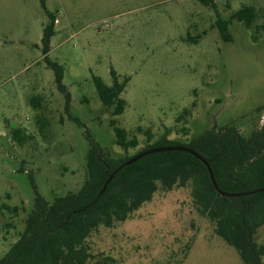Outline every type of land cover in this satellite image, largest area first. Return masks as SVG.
<instances>
[{"label":"rangeland","instance_id":"rangeland-1","mask_svg":"<svg viewBox=\"0 0 264 264\" xmlns=\"http://www.w3.org/2000/svg\"><path fill=\"white\" fill-rule=\"evenodd\" d=\"M242 6L260 12L253 25L264 22V0H0V259L33 206L29 176L48 201L81 188L84 131L122 158L161 146L163 136L188 144L207 129L232 126L248 137L261 128L264 27L229 21ZM52 61L62 66V90ZM111 70L124 84L115 116L93 82L111 85ZM113 118L135 148L117 145ZM215 228L190 185L159 189L124 221L88 236L87 264H245ZM254 240L264 245V224Z\"/></svg>","mask_w":264,"mask_h":264},{"label":"trees","instance_id":"trees-1","mask_svg":"<svg viewBox=\"0 0 264 264\" xmlns=\"http://www.w3.org/2000/svg\"><path fill=\"white\" fill-rule=\"evenodd\" d=\"M200 2L207 4V0ZM257 14L260 12L256 13L252 6H242L232 13L229 21L235 19L246 28L258 30L264 27V22L253 25ZM219 29L225 38V24ZM53 34L52 18L44 27L41 38L44 52ZM49 65L54 71L57 87L62 90V66L55 61ZM111 75V85L96 76L93 82L99 100L107 109H112L111 114L115 116L124 109V100L119 96L124 84L112 70ZM110 126L123 151L138 145L135 138L126 139L125 131L115 125L114 118L110 120ZM84 133L89 149L86 178L81 188L48 201L38 193L29 176L35 193L33 206L22 234L0 259V264H87L92 254L86 240L100 226L110 227L124 221L150 201L159 189L169 191L188 185L198 211L214 222L217 235L236 250L245 264H262L264 245L255 242L254 234L264 224V191L238 197L222 196L213 187L201 160L188 152L167 151L148 154L124 166L97 198L109 175L133 155L114 157L88 132ZM161 139V143L155 145H185L202 155L223 191L245 192L264 185V123L248 137H242L236 128L229 126L220 132L207 129L188 144L164 136ZM152 146L145 145L140 151Z\"/></svg>","mask_w":264,"mask_h":264},{"label":"water","instance_id":"water-1","mask_svg":"<svg viewBox=\"0 0 264 264\" xmlns=\"http://www.w3.org/2000/svg\"><path fill=\"white\" fill-rule=\"evenodd\" d=\"M167 151H182V152H188L189 154L193 155L194 157H196L197 159L201 160L203 162V164L206 166L209 176H210V180L212 182L213 187L215 188V190L222 196H232V197H238L241 195H251L254 194L256 192H262L264 191V185L257 188V189H253V190H249V191H245V192H226L221 190L218 185L217 182L214 178V174L213 171L209 165V162L202 156L200 155L197 151H195L193 148H190L188 146L185 145H167V146H154V147H150L147 148L145 150H142L136 154H134L132 157H130L129 159H127L124 163H122L121 165H119L112 174L109 175L108 179L104 182L102 188L100 189V191L97 194V198L103 193V191L106 189L107 184L109 183V181L113 178V176L120 170L122 169L124 166L130 165L133 162H135L136 160L148 155V154H153L156 152H167Z\"/></svg>","mask_w":264,"mask_h":264},{"label":"flooded vegetation","instance_id":"flooded-vegetation-1","mask_svg":"<svg viewBox=\"0 0 264 264\" xmlns=\"http://www.w3.org/2000/svg\"><path fill=\"white\" fill-rule=\"evenodd\" d=\"M264 123V122H263Z\"/></svg>","mask_w":264,"mask_h":264}]
</instances>
